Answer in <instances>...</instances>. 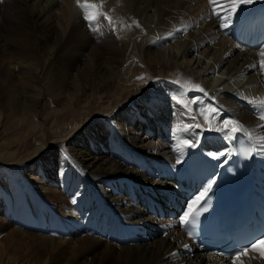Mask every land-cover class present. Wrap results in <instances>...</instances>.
<instances>
[{
    "label": "bare ground",
    "instance_id": "obj_1",
    "mask_svg": "<svg viewBox=\"0 0 264 264\" xmlns=\"http://www.w3.org/2000/svg\"><path fill=\"white\" fill-rule=\"evenodd\" d=\"M91 2L102 3L101 10L111 17L140 19L156 35L136 46L128 25L112 17L117 22L116 40L124 44L113 53L110 39L101 38L107 23L91 30L76 0H0V130L6 121L26 127L21 137L0 139V165L6 161L25 168L32 191L51 208L47 211L52 215L44 225L38 224L39 235L16 230L0 219V264H231L195 252L175 222H156L142 208L144 203L162 204L163 192L172 188L171 170L189 160L205 166L218 164L208 153L227 151L231 143L223 133L203 132L198 146L186 148L184 162L177 165L180 154L175 151L178 141L173 130L181 119L182 105L172 97L180 94L181 83L157 77L140 91L141 80L135 75L136 85H132L134 74L129 77L125 70L130 55L149 69L172 66L216 97L221 117L254 127L259 121L248 113L253 108L243 97L264 98V72L258 65L264 44L256 50L237 49L230 36L242 27L250 9L264 11V0L247 7L231 30L219 28L208 0ZM12 9L28 16L32 28L11 33L14 29L3 14ZM185 25L189 26L185 34L163 39ZM92 37L100 38L92 42ZM34 41L35 51H26ZM66 56L76 61L68 65ZM254 64L257 67H251ZM159 84L163 91H157ZM42 92L55 98V109H47ZM132 96L134 101L124 104ZM197 96L204 103L212 102L198 91L187 93L189 99ZM100 101H108L106 107L95 108ZM200 106L192 105L194 109ZM115 108L109 125L66 133L75 124L85 126L92 115ZM50 114L57 118L51 119ZM28 137L40 139L41 144L26 151L11 149ZM54 149L70 163L61 164L58 153L52 154ZM49 153L51 158H45ZM255 157L264 170V156ZM75 168L78 181L68 185ZM8 195L16 194L9 190ZM155 227L162 229V236L155 233ZM116 238L122 242L116 244ZM128 238L132 243H127ZM185 244L190 247L184 249ZM243 259L244 264H264L257 253Z\"/></svg>",
    "mask_w": 264,
    "mask_h": 264
},
{
    "label": "snow or ice",
    "instance_id": "obj_2",
    "mask_svg": "<svg viewBox=\"0 0 264 264\" xmlns=\"http://www.w3.org/2000/svg\"><path fill=\"white\" fill-rule=\"evenodd\" d=\"M77 7L83 11V19L88 22V27L97 31V25L102 22H107V25L113 30H117V22L108 15V13L102 11L103 4H97L91 2V0H76ZM259 0H208V3L212 9L211 15L215 16L219 21V28L224 30H231L235 21L239 20L244 14L247 7L258 3ZM133 24L137 28L140 27L138 21L133 20ZM189 26L177 27L173 31H170L163 39L169 40L177 34H185L188 31ZM161 39L160 37L157 38ZM155 43V41H153ZM240 44H236L237 49L240 48ZM260 59L258 61L259 69L264 72V47L259 50ZM251 67H257L256 64ZM137 80H144V76H138ZM147 83V82H146ZM174 83L180 84V81H174ZM190 86V87H189ZM181 92L178 96L172 97L176 103L182 105V110L179 113L181 119L175 123L173 135L176 137L178 143L175 147V151L180 155L176 159V164L180 165L184 162V155L186 148H196L198 146L200 136L203 132L212 131L223 133V138L227 142L240 143L238 149L239 154L245 159H251L253 156L259 154L264 156V98H251L243 97L247 100V103L252 106L254 115H256L259 123L254 127L246 126L238 119L231 117H221L220 108L214 102L215 96H210L209 93L199 83H194L189 79L185 84H181ZM189 91H198L203 96L208 97L211 103H204L200 97H192L189 99L187 93ZM201 105L194 109L192 105ZM215 121V123H213ZM193 129H199V132H193ZM257 129L260 132H257ZM195 137V138H193ZM233 152L220 151L216 153L209 152L208 155L213 159L219 160L221 157H227L233 155ZM228 161L225 159L224 161ZM217 180L213 176L211 177L206 186H203L193 197L189 198L185 209L179 216L181 226L186 229H192L188 231V236L194 238V229L200 221V217L203 213L208 211L210 194L212 193L214 185ZM75 203V200L73 201ZM167 235V233H165ZM184 249H188L190 245L185 244ZM257 253L259 258L264 260V233H261L258 237L250 240L247 244L237 247L231 254L228 255V259L231 264H244V259L249 257L250 254ZM171 255H175L172 253ZM223 256L224 253H221ZM255 258V257H253Z\"/></svg>",
    "mask_w": 264,
    "mask_h": 264
},
{
    "label": "rangeland",
    "instance_id": "obj_3",
    "mask_svg": "<svg viewBox=\"0 0 264 264\" xmlns=\"http://www.w3.org/2000/svg\"><path fill=\"white\" fill-rule=\"evenodd\" d=\"M3 16H4V18H7V21H8L7 25L14 29V31H11V33H13V34L20 33L22 31V27L25 28L28 26V27L32 28V23L30 22L29 17L28 16L22 17L20 12L16 11L15 9L4 11ZM112 17L117 19L119 22H122V23L124 22L125 24L128 25V28H129L128 30L130 32L129 34L132 35L133 42L135 43L136 46L139 44L141 45L143 43H148L151 40V38L156 35V32H154L152 29L148 28L146 30L145 22L143 24L140 19H137V18L134 19V18H131L130 16H118L119 18L117 16H112ZM133 20L139 22V24H140L139 28H137L135 26V24L132 23ZM102 23H104V22H102ZM105 23H107V22L105 21ZM105 27L108 28L106 30L107 32L103 33L101 35V38L105 37L106 39H110L109 40L110 43L109 42H107V43H109V45H108L109 48L113 47V50H112L113 53L121 51L120 49L123 48L124 44H121L120 42H118L116 40V36L114 35V31L107 24H105ZM148 37L150 40L148 39ZM99 38L100 37H94V38L92 37L91 41L95 42ZM35 41H36V38H35ZM35 41L32 42L34 44L31 43V45H30L31 48L29 47L30 49L29 50L27 49L26 51H28V52L30 50L33 52L35 51V49L32 48V46L36 45ZM140 41H141V43H140ZM8 46H10V45H8ZM15 46L16 45H14V47ZM11 47L12 46H10V49H12ZM26 48H28V47H26ZM115 55H118V54H115ZM74 61H76V59L71 57V56L64 57V63H66L68 65L73 63ZM126 68L127 69L125 71L129 77L134 74V77L132 78L133 80L131 79V81L133 82L132 85H136L135 75L144 76L145 79L141 80L140 86H137L138 90H140V91L142 89H144L150 82H152L151 80L153 78L156 79L157 77L158 78H171V79L176 80V81L178 80V81H180L181 84H185L190 79L186 76L185 73L177 72L176 69L172 66L165 68V70L154 68V67L149 69L144 64H142V62H140L139 59H137L136 57L131 56V55L128 57V63H127ZM156 89H157V91H163V85L159 84ZM41 94H43L41 96V101L44 104H47L46 107L48 110L55 109L57 107V102L52 95L46 94L44 92H42ZM134 98H135V96L130 97L124 104H128V103L134 101L133 100ZM137 98H139V96ZM152 98H153V94L151 93L149 96V100H151ZM83 99H84V97H83ZM87 100H88V98L85 99V101H87ZM85 101L82 100V102H79L78 106H81ZM107 102L108 101H100L97 104H95V108L96 107L98 108L100 106L106 107ZM91 104H92V102H91ZM76 106L77 105H75V107ZM122 108H123V105L120 106V109H122ZM75 110H77V108ZM115 110H117V109L116 108L115 109H108V110L105 109L98 116L92 115V117L89 120H87V122L85 123V126H84V124L83 125H81V124L76 125L75 124V126L73 128L69 127L66 130V133L74 130V132L78 134L81 131L91 129V127H93V126H97V125L98 126L102 125L103 127L107 126V125H109V122L112 119L111 116H113L112 114L115 112ZM150 113L153 116H155L153 112H150ZM50 118L51 119L57 118V116L53 117L50 114ZM33 120H34V123H36L37 120L34 118H33ZM82 121H83V119H82ZM25 130H26V127L23 124L20 126H12L10 123H8V121H6L4 129L0 130V139H6L7 140L10 138H14V137L15 138L21 137L24 135ZM40 144H41L40 139H37L34 137H31V138L28 137L25 140V143L18 145V146H16V144H14L11 146V149L19 148V149H22V151H26V150L34 147V145L37 146ZM60 146L62 147V149L65 148L63 143ZM52 154H57L59 159L62 160L61 164H63L64 162L70 163L69 158L67 156H64V154L59 149H57V150L54 149ZM52 154L49 153V155L48 154L45 155V158H46V156H49V159H50L51 158L50 156ZM40 162H41L40 160H37V165H39ZM45 163L46 162H43V164H45ZM2 164L3 165H0V183H1V181H4L7 183V185H6V187H3L0 184V219H4L3 220L4 222H6L7 224H10V226L11 227L13 226L12 228H14L16 230H19V231H22L24 233L31 234V235H39V232H37L38 231L37 228L38 227L41 228L39 225H44L45 222L49 221V218L52 215H51V212L50 211L48 212L47 210L48 209L51 210V208L47 207V205L44 204L43 201L39 198L38 194H36L35 192L32 191L30 181L28 180L27 173L25 172V168L19 167L18 164H13V163L6 162V161L2 162ZM71 177L72 178H70L68 185H70V184L73 185L76 183V181H78L77 179L79 177V174H78L76 168L74 169V174ZM68 180H69V178H68ZM9 190L14 191L16 195L13 197L8 195ZM46 216H48V217H46ZM38 221H39V223H38ZM42 235L46 236L47 234L43 233ZM0 238H1V236H0Z\"/></svg>",
    "mask_w": 264,
    "mask_h": 264
}]
</instances>
